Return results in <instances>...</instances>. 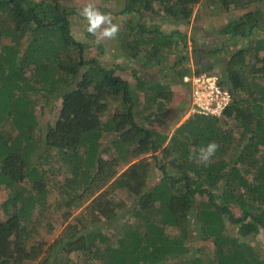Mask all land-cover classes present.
Instances as JSON below:
<instances>
[{
    "label": "trees",
    "instance_id": "1",
    "mask_svg": "<svg viewBox=\"0 0 264 264\" xmlns=\"http://www.w3.org/2000/svg\"><path fill=\"white\" fill-rule=\"evenodd\" d=\"M217 1L222 12L252 8L218 32L244 41L219 74L206 58L194 70L218 74L231 101L217 118L188 115L168 138L152 125L166 111L182 112L183 90L142 72L168 62L185 37L140 19L158 11L187 22L195 0H124L129 19L116 39L137 65L134 87L70 35L79 9L0 0V186L11 191L1 203L0 264H264L248 243L264 234V37L250 38L264 34V0ZM55 100L57 118L40 142L35 112ZM211 141L219 148L210 164L189 159ZM41 145L45 164L72 174L55 237L39 226L48 222L44 210L30 219L46 197L31 156ZM30 180V189L19 185ZM116 190L130 203L115 199Z\"/></svg>",
    "mask_w": 264,
    "mask_h": 264
},
{
    "label": "rangeland",
    "instance_id": "2",
    "mask_svg": "<svg viewBox=\"0 0 264 264\" xmlns=\"http://www.w3.org/2000/svg\"><path fill=\"white\" fill-rule=\"evenodd\" d=\"M57 1L60 5L66 7H74L80 10L77 17H74L73 21H71V25L69 27L70 35L74 38L75 41L86 45V52L89 56V51L93 55H97L101 61V65L106 68L115 67L116 74L122 76L123 78L129 81L131 87L135 86L136 80L134 77V70L136 68V64H129L128 60L119 50L117 39H103L100 41L102 43L101 48H95L93 43L96 42V37L89 38L90 34L88 33V21L81 14L82 10L92 4L102 13H106L111 16L112 22L117 24L122 30L123 22H125L128 18L127 14H121L122 5H124V0H54ZM158 7L155 5V8ZM260 10L264 12V4H261ZM252 8L241 9L233 11L232 9L229 12H222L219 8V3L217 0H195L193 4V8H191V15L187 22H178L174 23L165 18H162L160 14H148L142 17L141 22L144 25H154L158 26L159 31L166 34H171L174 31H180L184 34V44L179 47V50L175 55L170 54L168 57V62L163 61L158 67H156L155 71H148L146 73L142 72V75L149 80H154L158 83H164L169 86L177 87L178 89L183 90L182 97L179 98V101L176 102L177 105L181 103L182 112L187 111V107L189 109V91L187 86L182 80L179 79L177 73H188L190 75L194 72V70L199 67L202 63L203 59H207L208 63H213V69L216 73L218 70H222V68L226 65L225 61L228 59L229 54L237 49L241 48L244 41L239 39H226V36H220L219 31H221L226 25L235 21L238 17H240L245 11H249ZM135 20L134 22L136 21ZM132 19V18H131ZM264 29V25L262 27ZM264 31V30H263ZM174 37V36H173ZM250 37V36H248ZM253 37H264L262 32H255ZM175 38V37H174ZM249 41V40H248ZM98 44V43H97ZM213 50L216 51V54L212 53ZM177 61V62H176ZM141 62V61H139ZM178 63V64H176ZM171 66L174 68L172 69ZM217 74V75H218ZM219 76V75H218ZM59 108V101L55 100L53 103H49L45 108L43 107L41 111L36 110V121L38 128V138L40 142H43L45 137L44 126L46 124H53L55 119L57 118V110ZM181 111V110H180ZM190 111V110H189ZM165 116L161 119L160 123H155L152 125L157 132L161 134L166 132L168 138L173 133L174 129L186 118V114H177V112L171 110L164 112ZM180 115V116H179ZM179 116V117H177ZM43 144V143H42ZM110 143L105 142V146L103 147L106 150ZM45 147L40 146L39 149L35 152V155H32L34 162V167L36 168V172L39 174H44L46 178L44 180L47 182V187L45 188L46 197L44 198V205L41 207V204H36L33 212L31 213L30 219L33 220V216H35L40 210H44L48 214L47 221L40 220L39 226L51 227L53 229L52 232H49V236L55 237L60 230L65 227L64 223H59L57 215L63 208V203L65 202V193L69 194L68 187L71 186V181H67L66 178H71L72 174L68 169L64 167L60 163L56 164L54 169H52L48 164L44 163V158H46V153L44 152ZM55 170V171H54ZM53 172V173H52ZM158 177V175H156ZM154 177L151 184H155V180L158 179ZM52 183V184H51ZM30 181H22L19 182L20 186H23L26 189H30ZM13 189H18V185H13ZM10 189L3 188L0 186V211H1V203L4 202L7 197L10 195ZM113 197L115 199L122 198L125 203H130V197L124 194L122 191L116 190L113 193ZM42 213V212H40ZM43 214V213H42ZM31 220V221H32ZM129 220V218H128ZM127 218L123 221L116 220L115 224L118 226H124ZM35 223V222H34ZM192 223V221H191ZM108 226H112L113 224L109 222H105ZM38 225V224H37ZM119 227V226H118ZM194 228V223L191 224V229ZM113 231V230H112ZM233 232L232 230H230ZM55 232V233H54ZM110 232V231H109ZM193 234V232H192ZM53 237H50L52 239ZM205 239V238H204ZM202 243L204 245L212 246V243L208 240H203ZM248 243L255 249L257 255L264 258V234L261 232L254 239L249 238ZM76 259V257H75Z\"/></svg>",
    "mask_w": 264,
    "mask_h": 264
},
{
    "label": "built area",
    "instance_id": "3",
    "mask_svg": "<svg viewBox=\"0 0 264 264\" xmlns=\"http://www.w3.org/2000/svg\"><path fill=\"white\" fill-rule=\"evenodd\" d=\"M183 79L190 86V112L203 116H216V118L222 115L231 101V94L221 86L217 74L193 73Z\"/></svg>",
    "mask_w": 264,
    "mask_h": 264
},
{
    "label": "clouds",
    "instance_id": "4",
    "mask_svg": "<svg viewBox=\"0 0 264 264\" xmlns=\"http://www.w3.org/2000/svg\"><path fill=\"white\" fill-rule=\"evenodd\" d=\"M81 14L88 21V29H87L88 33L92 35L93 37H96L97 43H99L103 39H115L118 36L119 26L112 22L111 16L106 13H102L92 4H89L88 6H86L82 10ZM187 74L188 73L183 75L181 80L182 82L186 84L187 89L189 91L190 99H191L190 86L188 82L184 81L183 78L185 76L190 77L192 74L190 75H187ZM190 99H189V103H190ZM186 109H187L186 112H181V114H186V117L190 114H197V113H192L189 111L190 105H189V109L188 107ZM197 115H200V114H197ZM206 117H215V116H206ZM218 148H219V145L216 142L211 141L206 146L201 147L198 153H191L189 155V159L195 160L196 162L202 163L205 166H207L208 164L211 163L212 158L215 157Z\"/></svg>",
    "mask_w": 264,
    "mask_h": 264
}]
</instances>
